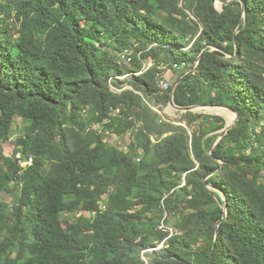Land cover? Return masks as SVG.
<instances>
[{
	"label": "trees",
	"instance_id": "obj_1",
	"mask_svg": "<svg viewBox=\"0 0 264 264\" xmlns=\"http://www.w3.org/2000/svg\"><path fill=\"white\" fill-rule=\"evenodd\" d=\"M220 1L0 0V264H264V0Z\"/></svg>",
	"mask_w": 264,
	"mask_h": 264
},
{
	"label": "rangeland",
	"instance_id": "obj_2",
	"mask_svg": "<svg viewBox=\"0 0 264 264\" xmlns=\"http://www.w3.org/2000/svg\"><path fill=\"white\" fill-rule=\"evenodd\" d=\"M216 5L219 9H221L223 2L221 1H216ZM165 78H167L169 80V75L167 74L165 76ZM169 82V81H168ZM182 112L181 110H177L174 107H171L170 105L166 106L162 111H161V115L163 118L165 117H170V118H175L177 116V112ZM195 112H203V113H209V114H218L223 116L226 119V122L228 123H232L235 119V113L230 111L227 108L224 107H203V108H197L194 110ZM23 124L21 122V120L19 118H15L14 121V125L12 128V136L11 138L5 142L3 144V150L4 153L7 155H10L13 151L14 148V142H15V138H16V134L20 133L23 129ZM130 139V135H124L122 137L116 138L115 140H113V142L118 143L119 145L123 146L125 145ZM105 197V196H104ZM11 194L6 192V191H2L0 192V200L2 201H11ZM103 205V203H101V206ZM79 214H85L87 216H90V212H86V211H81L79 213H73V216H77ZM161 244H159L158 247H160Z\"/></svg>",
	"mask_w": 264,
	"mask_h": 264
},
{
	"label": "water",
	"instance_id": "obj_3",
	"mask_svg": "<svg viewBox=\"0 0 264 264\" xmlns=\"http://www.w3.org/2000/svg\"><path fill=\"white\" fill-rule=\"evenodd\" d=\"M218 1V0H216ZM220 1V0H219ZM222 2V1H221ZM228 2V1H225V3ZM224 3V2H223ZM242 10H243V14L245 15V5L243 4L242 5ZM203 53V52H202ZM201 54H199L198 58H197V61L194 63V65L192 66L191 70H193L196 65L198 64L200 58H201ZM185 75H183L179 80L176 81V83L174 84L173 88H172V91L170 93V100H169V104L171 107H174L176 108L177 110H181V111H187V110H192L194 111L195 109L197 108H203V107H224V108H227L229 109L230 111L234 112L235 113V119L232 123H228L226 122V125L224 126V128L220 131L219 135L215 138V140L213 141L212 145H211V148H210V153H212V150L215 146V144L219 141V139L228 131V129L230 127H232V125L235 123L236 119H237V113L236 111H234L233 109L229 108V107H226V106H223V105H191V106H178L175 102H174V91H175V88L176 86L178 85V83L184 78ZM221 164H223V161H221ZM208 187L210 189H215V187L211 184H207ZM223 209H224V217L226 216V213H227V206L226 204L223 205ZM220 221H218L217 223V226L219 225ZM217 232V230H216Z\"/></svg>",
	"mask_w": 264,
	"mask_h": 264
},
{
	"label": "built area",
	"instance_id": "obj_4",
	"mask_svg": "<svg viewBox=\"0 0 264 264\" xmlns=\"http://www.w3.org/2000/svg\"><path fill=\"white\" fill-rule=\"evenodd\" d=\"M130 52L128 51V50H126L123 54H122V59L124 60V61H130ZM151 65V62L149 61V62H147L146 63V66L148 67V66H150ZM140 73V71L139 72H135V74H139ZM123 77V76H122ZM160 86H161V88L162 89H167L168 87H169V83H168V81L167 80H165V79H161L160 80ZM18 156H19V154H18ZM31 158L29 159V161H25V162H23L22 164L23 165H27V164H29V163H31Z\"/></svg>",
	"mask_w": 264,
	"mask_h": 264
}]
</instances>
